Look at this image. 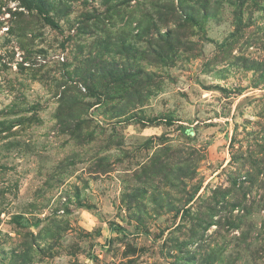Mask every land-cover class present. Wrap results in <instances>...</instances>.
I'll return each instance as SVG.
<instances>
[{"label":"rangeland","instance_id":"1","mask_svg":"<svg viewBox=\"0 0 264 264\" xmlns=\"http://www.w3.org/2000/svg\"><path fill=\"white\" fill-rule=\"evenodd\" d=\"M0 264H264V0H0Z\"/></svg>","mask_w":264,"mask_h":264}]
</instances>
